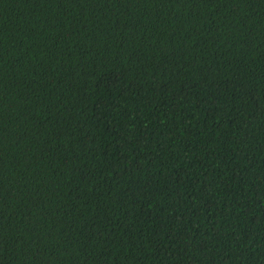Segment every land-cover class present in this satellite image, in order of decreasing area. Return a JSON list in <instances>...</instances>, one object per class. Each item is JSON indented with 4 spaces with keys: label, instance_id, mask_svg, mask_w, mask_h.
Wrapping results in <instances>:
<instances>
[{
    "label": "trees",
    "instance_id": "trees-1",
    "mask_svg": "<svg viewBox=\"0 0 264 264\" xmlns=\"http://www.w3.org/2000/svg\"><path fill=\"white\" fill-rule=\"evenodd\" d=\"M0 264H264V0H0Z\"/></svg>",
    "mask_w": 264,
    "mask_h": 264
}]
</instances>
